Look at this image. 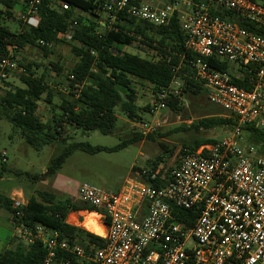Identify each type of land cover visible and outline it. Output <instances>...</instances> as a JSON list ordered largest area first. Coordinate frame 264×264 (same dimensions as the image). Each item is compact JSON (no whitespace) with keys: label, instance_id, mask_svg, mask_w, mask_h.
I'll return each instance as SVG.
<instances>
[{"label":"built area","instance_id":"built-area-1","mask_svg":"<svg viewBox=\"0 0 264 264\" xmlns=\"http://www.w3.org/2000/svg\"><path fill=\"white\" fill-rule=\"evenodd\" d=\"M40 2L31 0L20 19L37 23ZM123 13L155 26L178 17L185 47L196 55L192 78L236 124L227 136L186 149L160 186L140 175L130 176L117 191L82 182L78 198L95 208L91 212L105 230L102 247L71 243L41 222L24 224L20 209L13 222L17 236L46 248L43 264H264V155L244 130L264 126V0H107L101 24L117 29ZM65 37L71 39L72 32ZM16 48L0 61V83L17 69ZM212 58L227 61L233 70L221 69ZM176 78L152 92L154 110L166 108L170 94L181 95ZM158 126L156 120L148 130ZM159 172L151 170V178ZM180 210L197 215L182 220ZM61 252L74 259L58 261Z\"/></svg>","mask_w":264,"mask_h":264},{"label":"trees","instance_id":"trees-1","mask_svg":"<svg viewBox=\"0 0 264 264\" xmlns=\"http://www.w3.org/2000/svg\"><path fill=\"white\" fill-rule=\"evenodd\" d=\"M40 1L38 21L30 25L16 16L15 10L27 13L31 0H0V61L9 55L12 46L17 47L15 52L32 45L50 53L51 47L63 40L74 42L72 49L78 60L65 77V87L68 88L69 94L65 96L63 92L58 91L62 101L60 106L53 105L58 111L53 113L50 120H43L38 108L43 96L47 102L52 103L55 90L45 81L44 73L38 75L35 71L38 64L21 62L25 68L20 77L23 85L6 89L5 93L0 95V115L9 118L13 126L21 130L22 136L30 146L42 149L59 139L66 142L62 135L67 125L84 131L113 133L119 114L125 115L131 121L145 123L140 111L148 108H141L136 102L137 90L132 85L134 78L150 83L153 91H156L170 85L173 79L178 77L183 80L181 95L185 91L192 95L203 91L206 94L204 87L192 78L191 61L196 55L185 47L178 17L175 16L167 25L155 26L123 13L124 22L114 24L117 29H107L101 24L103 4L107 0ZM225 14L222 13L223 16ZM15 19L19 21V27L13 31L6 21ZM244 25L249 27L247 23ZM251 29L258 32L256 28ZM68 31L72 32L71 39L65 37ZM119 46H135L143 53L152 50L153 56L145 57L140 53L124 51L119 49ZM14 56L16 57L15 53ZM212 61L221 69L233 70V66L227 61L218 58H212ZM52 66L56 72H61L62 66L58 62H52ZM176 66H179L177 73L173 70ZM235 81L246 85L243 80ZM5 83L10 85L9 82ZM181 95L170 94L166 100L167 106L175 111L179 110ZM235 124V120L225 113L224 116L211 115L200 118L193 126L197 129L222 125L233 128ZM244 130L247 140L259 146L264 155V126L257 128L247 125ZM145 136L153 137L151 133L144 135L143 132H137L133 137L113 147H93L87 142L70 143L52 159L42 175L54 174L76 149L91 153L101 150L114 151L136 143ZM215 141L213 138H196L192 143L184 145L181 155L186 149L195 150L202 144ZM161 161L163 158L158 157L150 163V168L138 169V174L156 186L162 185L172 167H168L166 171L160 170L156 179H152L150 175V171L157 169ZM145 169L147 173L143 174ZM35 178L37 180L40 176L36 175ZM38 193L42 199L31 196L23 206L17 205L2 194L0 203L11 213L12 222L17 221L15 213L20 209V221L24 224L44 223L58 230L61 237L67 238L69 242H79L87 248L91 245H104L105 239L102 236L67 221L72 211H94L93 206L72 198L58 201L55 194L49 191ZM196 215V211L180 210L182 220L187 216L194 218ZM46 255V248L40 242L27 245L19 241L14 248L0 252V264H43ZM67 258L74 259L72 254L61 252L58 261Z\"/></svg>","mask_w":264,"mask_h":264},{"label":"rangeland","instance_id":"rangeland-1","mask_svg":"<svg viewBox=\"0 0 264 264\" xmlns=\"http://www.w3.org/2000/svg\"><path fill=\"white\" fill-rule=\"evenodd\" d=\"M160 1L166 2V0ZM19 13L20 11L15 10L16 16ZM6 24L13 31L19 27L17 19L7 20ZM99 26L102 29L101 25ZM73 44L74 42L63 40L54 44L50 53H46L43 48L32 45H27L15 52L17 69L5 81L9 82L10 85H6L5 82L0 83V95L4 94L6 89L23 85L20 77L25 72V68L21 62L23 64L36 63L38 64L35 67L37 74L44 73L45 81L55 90L52 103L47 102L44 99L45 96L39 102V115L43 120H50L53 113L58 111L53 105L60 106L62 101V96L58 91L63 92L65 96L69 94V90L65 91L64 89L66 86L65 77L78 60L72 49ZM118 48L128 52L140 53L145 57L153 56L152 50L143 53L139 52L135 46H119ZM219 57L223 58L222 56ZM52 62H58L62 66L60 73L55 71ZM176 80L182 83L183 88V80L178 77ZM132 85L137 90V104L141 108H148L140 111L147 126L131 121L125 115L119 114L113 133L104 134L98 130L84 131L67 125L62 135V138H66V142L59 139L45 145L42 149H36L25 141L21 130L14 127L9 118L0 115V194L10 197L16 189L23 188L29 193V196L34 193L38 199H42L39 191H49L55 194L58 201H65L69 198L80 200L77 191L79 185L84 181L110 191H117L122 188L130 176H139L138 169L150 168V163L158 157H162L163 161L158 164L157 168L166 171L168 167L177 164L185 144L192 143L196 138L218 140L227 136L233 129L223 125L209 129H197L193 126V123H196L200 118L211 115L224 116L225 114L222 107L208 100L204 91L198 95H192L185 91L180 96V109L177 111L169 106L162 110H154L155 100L152 94V85L137 78L133 79ZM150 108L152 109L150 110ZM156 120L160 121V126L155 127L154 130H148L149 126ZM137 132H143L144 135L151 133L153 137L145 136L136 143L114 151L101 150L91 153L76 149L54 174L42 175L51 164L52 159L70 143L87 142L93 147H113L125 139L133 137ZM36 175L40 176L37 180ZM24 197H26L25 192ZM76 216L80 223L70 222L69 215L67 221L86 229L83 225L85 215L78 211H72L70 217ZM16 232L10 212L0 203V252L14 248L19 241H22ZM12 237L13 240L11 241Z\"/></svg>","mask_w":264,"mask_h":264},{"label":"bare ground","instance_id":"bare-ground-1","mask_svg":"<svg viewBox=\"0 0 264 264\" xmlns=\"http://www.w3.org/2000/svg\"><path fill=\"white\" fill-rule=\"evenodd\" d=\"M81 213H83L84 215H85V213H87L86 216L84 217L85 219L83 221V225L87 230H89L93 233H96L98 235H102V236L105 234L104 227L97 220V214L95 212L81 211ZM72 223H80V222L76 220L75 222H72Z\"/></svg>","mask_w":264,"mask_h":264},{"label":"crops","instance_id":"crops-1","mask_svg":"<svg viewBox=\"0 0 264 264\" xmlns=\"http://www.w3.org/2000/svg\"><path fill=\"white\" fill-rule=\"evenodd\" d=\"M23 190H24V192H25V194H26V197H24V192H23ZM35 194L34 193H32V195L31 196H34ZM31 196H29V193H27L26 192V190L25 189H16L13 193H12V196H10L9 198L10 199H12L13 201L14 200H16V201H23V202H25V203H27L28 202V199L31 197ZM77 196H78V191H77ZM84 211V210H83ZM78 212H80V211H78ZM70 215H71V213L69 214V220L71 221V222H75L76 220L77 221H79V219H78V217L76 216V217H70ZM10 216H11V213H10ZM72 218V219H71Z\"/></svg>","mask_w":264,"mask_h":264}]
</instances>
